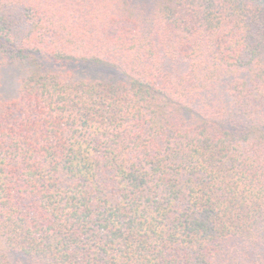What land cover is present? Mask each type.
Returning <instances> with one entry per match:
<instances>
[{
    "label": "trees",
    "instance_id": "16d2710c",
    "mask_svg": "<svg viewBox=\"0 0 264 264\" xmlns=\"http://www.w3.org/2000/svg\"><path fill=\"white\" fill-rule=\"evenodd\" d=\"M0 264H264V0H0Z\"/></svg>",
    "mask_w": 264,
    "mask_h": 264
},
{
    "label": "rangeland",
    "instance_id": "374dc122",
    "mask_svg": "<svg viewBox=\"0 0 264 264\" xmlns=\"http://www.w3.org/2000/svg\"><path fill=\"white\" fill-rule=\"evenodd\" d=\"M4 86L5 91L8 93L14 92L17 86V70L15 68H9L4 72Z\"/></svg>",
    "mask_w": 264,
    "mask_h": 264
}]
</instances>
